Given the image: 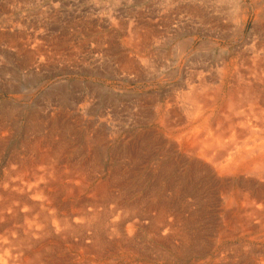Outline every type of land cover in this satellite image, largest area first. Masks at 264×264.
Listing matches in <instances>:
<instances>
[{
	"label": "bare ground",
	"instance_id": "6f19581e",
	"mask_svg": "<svg viewBox=\"0 0 264 264\" xmlns=\"http://www.w3.org/2000/svg\"><path fill=\"white\" fill-rule=\"evenodd\" d=\"M175 1H169V5H175L174 14L178 16L173 23L177 28L171 34L166 32L171 36L157 31L156 18L140 25V15L137 19L131 17L129 29L126 27L124 41L132 46L133 54L126 52L123 45L111 43L114 34L110 29L100 31L97 44L102 43L100 53L102 48L108 49V53L103 52L114 64L108 69L113 75L111 79L129 83L156 79L162 86L176 78L182 92L171 97L151 94L135 101H131V94L123 93L130 104L116 105L117 91L99 87L98 93L91 92L89 100L86 97L80 106L66 103L63 111L49 109L46 116L51 121L65 118L90 131L91 136L84 139L86 145L80 149L83 158L76 162L71 160V151H67L65 144L61 148L59 143L42 139L38 135L39 118L29 115L33 122L32 138L19 140L23 148L15 154L21 157L13 154L9 158L12 166L8 174L14 180L9 177L5 188L0 189V264H138L136 258L148 249L159 252L157 259L161 262L169 259L177 264H264V0H257L254 19L247 15L248 8L243 9L237 2L233 18L225 17L226 22L234 24L233 28L220 18L224 13L217 10L213 0ZM109 19L106 27L116 25ZM248 19L251 27L246 32ZM186 26L191 27L185 35L187 39L171 51L176 58L173 63L170 55L156 52L162 43L159 39L164 37L171 43L180 37L179 28ZM203 33L209 37V46L215 47L217 40H224L233 45L239 43L244 51L236 46L234 58L213 64V71L204 62L195 69L191 66L192 71L185 70L183 66L197 39L194 37ZM204 45L207 43L197 49L204 50ZM149 46L155 50L147 51ZM38 51L31 53V57ZM108 95L113 106L106 107L102 101L105 104ZM94 97L99 101L91 109L88 104ZM12 99L9 109L0 110V150L11 136L10 131L18 135L22 128H27L17 126L16 117L21 114L16 110L20 105L15 102L26 97ZM107 152L114 154H110L109 168L105 175H97L102 174L100 159L105 160ZM150 263L147 258L143 261Z\"/></svg>",
	"mask_w": 264,
	"mask_h": 264
},
{
	"label": "rangeland",
	"instance_id": "374dc122",
	"mask_svg": "<svg viewBox=\"0 0 264 264\" xmlns=\"http://www.w3.org/2000/svg\"><path fill=\"white\" fill-rule=\"evenodd\" d=\"M11 1H14V2H11ZM17 1L18 0H0V106H1L0 110L4 111L5 109L6 110L9 109L8 106H11L12 101H14L12 99V97L14 99L16 97H21V96H22V98L26 97V99H24V100L21 99V101H15V102L18 105H20L18 107V109H16V110H19L18 112H20V114H21L19 118H18V116L16 117L17 126L22 128V127H24L26 125L27 128L26 129L22 128L21 134H18V135L16 134L15 131H13V130L10 131L12 133L11 136L8 137V139H6L4 141L5 144L3 145V147L0 150V157H1L0 158V189H4L5 188V186L7 184V182H5V181L9 177H10V180H14V178L11 177L8 174V170L12 166V163L9 161V158L11 157L10 155H13L15 153H19L21 151V149L23 148V147L20 146L19 140H25L26 141V139L32 138V136H31L32 133H30L31 132L30 127L33 125V122L31 120L29 121V119H28L29 115H32V116L34 115V116H36V118H39V120L37 119V122H38L37 126H39L38 135L40 137H42V139H47V140L53 141L54 143H59V147H61V148H62V146L63 147L66 146L65 148L67 149V151H69V152L71 151L72 152V153L70 152V154H69V156L71 157V160L72 161L74 160L73 162H76V161H79V160H81L83 158V156L81 157L82 153L80 152V149L82 147H84V145H86L84 143V139L86 137L91 136L90 131L84 129V126L79 125L78 123L72 122V120H71L70 123L67 122V120L65 118H57L58 120L56 119L54 121H51V118L49 116H46V115H48L46 112H48L49 109L55 110L56 108H59V109H62V111H63V109L67 107L66 103L68 104V106L71 103L80 106L83 102H85L84 99L86 97H87V100H89L88 95H90L92 93H94V95H96V93H98V90H99L98 88L99 87H106L109 90H113V92L117 91L114 94L115 96H119V97H117L115 99L116 105H119L120 102L122 104H124L125 102L127 104H130V103L127 102V101H130V99H131V101H135L136 98H138V99L139 98H145L147 96H152V95H157V94H158L157 96H160V97H166V96H170L171 97L173 95L176 96V94L180 93L179 91L182 92V90L177 86L179 83L176 80V78H172L171 81H169V82L167 81L166 83L162 84V86L160 85L161 83L159 82V80L156 81V79H154V81L153 80L145 81V82L141 81L140 83L136 82V81L135 82H130V83L129 82H118L116 80L111 79L113 75H111V71H109L108 69L111 70L110 66H112V68H113L114 64H112L110 61H108L107 58H106L107 56H105V54H104V52L106 53V50H107V53H108V49L104 48L105 49L104 50L102 48V52L100 53V49L99 48L101 47L102 43L99 42V44H97L98 40L101 38L100 37L101 32L103 30L110 29L113 32L114 38H115V39L114 38L111 39V43H113L114 45L116 43L119 44V45H123L122 47L125 49L126 52H132V54H133L135 51L133 50V48H131L132 46L127 45L124 40H126V38H127L126 37L127 36V32L126 31H127V29H129L128 28L129 27V24H128L129 21L128 20H131V17H135V16H136V19H137V17L140 16V15H143V19L140 22V25H147L148 21H151V20L153 21V19L156 18V20H157L156 25L158 26L157 31L160 32V34H165L166 32H168V34H171L170 32L175 30V28H177V25L173 24V23L176 22L178 16L176 14H174L175 5H173V6L169 5V1L170 0H158V1H156V0H152V1L151 0H149V1L148 0L147 1L146 0H132V1L131 0H97V1L96 0H85V1L84 0H78V1L77 0H75V1L74 0H60V2H59V0H45V1L42 0V2H41V0H33V1L32 0H19L18 2ZM49 1H50V3H49ZM66 1L68 3H66ZM141 1H143L144 4ZM177 1L178 0H176L175 3H177ZM213 1L216 4L217 10L220 8L218 11H221V14L224 13L220 18H224L223 22L227 23L228 26H230V28H233L234 24L232 22H226L225 17H227L228 20L230 19V17H231V19L233 18L232 15L235 13V10H233V7L234 6L238 7L237 2L241 3L240 5H243V7H242L243 9H247L248 8L246 12H247V15L249 16V18H251V19H254L252 13L255 12L256 4H257V7L259 6L258 5L259 2L257 0H255V1L254 0H243V2H242V0H227V1L226 0H217V1L213 0ZM51 2H52V5H51ZM120 2H122L123 4L120 3ZM130 2H131V4H130ZM160 2L161 3L163 2V4H161ZM165 2H166V6H165ZM30 3H31V5H30ZM69 3L71 4V6H70ZM78 3H79V5H77ZM46 4H48V6ZM149 4H150V6H149ZM154 4H156V5H154ZM42 5L44 7H41ZM53 5H55V6L53 7ZM127 5L129 7H127ZM162 5H164V6H162ZM167 5H168V8H167ZM222 5L223 6L225 5V6L223 7ZM93 6L96 8V10H94L95 8ZM17 7H20V8L18 9ZM57 7H59V9ZM124 7L125 8L127 7V8L125 9ZM143 7H145V8H143ZM158 7L161 8L160 11H158L159 10ZM162 7H164V8H162ZM171 7H172V10H171ZM225 7H227V8H225ZM45 8H47V9H45ZM73 8H76V9H73ZM85 8H86V10H85ZM107 8H109V9L106 11L105 9H107ZM80 9H82V10H80ZM151 9H152V11H151ZM41 10H43L44 12L41 11ZM46 10H48V11H46ZM102 10L104 12H106V13H104V12L102 13ZM124 10H125V12H124ZM89 11L92 14L89 13ZM95 11H96V13H98L100 11L101 15L99 13L96 14ZM164 11L168 13V14L166 13L168 16L164 13ZM40 12H41V14H40ZM68 12L71 13V14H68ZM85 12H87V13H85ZM155 13H157V14H155ZM76 14H78L79 16L78 15L76 16ZM122 14H124V15L122 16ZM170 14H171V16H170ZM70 15H71V17H70ZM95 15H97V16H95ZM111 15H112V17H111ZM164 15H166V16H164ZM103 16H104V18H103ZM81 17H82V19H81ZM96 18H97V20H96ZM105 18L108 19V20H110L109 18H111L112 21L116 23V25H114V26L110 25L109 26L110 28L106 27L105 25H107V23L109 21L106 20ZM113 18H116V20L113 19ZM120 18H121V20L122 19L123 20L120 21ZM64 19H65V21H64ZM171 19H173V20L175 19V20L172 22ZM24 20H26V21H24ZM61 20H62V22H61ZM69 20H70V22H69ZM117 20L119 22H117ZM248 20H249V22H248V24L246 26V27H248V28H246V32L251 27V20L250 19H248ZM21 22H22V24H21ZM160 22H162V23H160ZM62 23H64L65 25L62 24ZM101 23H104V26ZM117 23H118V25H117ZM19 24H21V25H19ZM98 24H100V25H98ZM162 24L163 25L165 24L168 27H166L165 25L163 27V26H161ZM57 25H60V26H57ZM92 25H94L95 27L92 26ZM159 25L161 27H159ZM184 25H186V24H184ZM99 26H101L103 28H100ZM82 27H83V29H82ZM105 27H106V29H105ZM122 27H124V29ZM126 27H127V29H126ZM18 28H20V30ZM118 28L120 30H118ZM121 28L123 29L122 30L123 32L121 31ZM190 28L191 27H189V26L179 28V30H181L180 31V37H178L177 40H174L171 43H168V41L164 37H162V38L164 40H166V41H164L163 39L162 40L159 39L158 41L159 42L161 41L162 43L158 44V47L156 48L158 51L156 50V52L157 53L159 52L158 53L159 55H162L164 53L168 54V56L170 55L169 57H172L170 59L172 60V63H173V61H175L176 58H175V56L171 55V51H173V48L175 47V45L177 43L183 41V39L184 40L187 39V36L185 37V35L188 33L187 31ZM46 29H47V31H46ZM56 29H57V31H56ZM21 30H23V31H21ZM92 30H94V31H92ZM9 31H11L13 33L9 32ZM24 31H26V32H24ZM80 31H81V33H80ZM63 32H64V35L62 34ZM88 32H89L90 35L88 34ZM95 32H97V33H95ZM39 34H40V36H39ZM203 34L205 35V33H203ZM203 34L194 37L195 39L197 38L196 39L197 42L195 41V44L191 47V49H192L191 51L192 52L187 57V61H186L187 63L185 62V65L183 66L185 68V70L188 69L189 71H192L191 70V66H192V69H195V68L199 67L200 62H201V64H202V62H204V64H206V66H208L209 68L212 66L211 69L213 71L214 70L213 66L216 63H219L223 59H225V61H230L231 59H233L234 56H235L234 53L236 52V48L237 47H238L237 49H240V50L243 49V47H241L239 45V43H236L235 45H233L232 43H229V42L224 41V40H222V41H218L217 40L216 43H215V47L209 46L210 45V44H208V43H210V42H208L209 37H208V35L204 36ZM8 35L11 38L7 37ZM54 35H55V37H54ZM74 35L76 37H74ZM17 36H18V39H17ZM70 36H72V37H70ZM117 36H119V38ZM159 36L160 35L156 36L157 39L160 38ZM168 36H171V35H168ZM4 37H6V38H4ZM37 37H38V39H36ZM89 37H90V39H89ZM23 38H25V39H23ZM55 38H56V41H55ZM57 38H59L58 41H57ZM27 39H28V41H27ZM44 39H47V40H44ZM48 39H50L52 41L47 42V41H49ZM60 39H61V44H60ZM6 40H10V41H6ZM42 40H43V42H42ZM5 41L9 42V44L6 43ZM4 42L6 44H4ZM31 42H32V44H31ZM204 42L207 43V45H204L205 49L204 50H198L197 48H199L200 45L202 46V44ZM9 45H11V46H9ZM17 45H19V46H17ZM58 45H61V46H58ZM103 45H104V47H106V44H103ZM222 45H224V46H222ZM216 46H217V48H216ZM41 47H42V49H41ZM33 48H35V49H33ZM55 48H57V49L55 50ZM61 48H63V49L61 50ZM159 48H160V50H159ZM36 49H38V50L40 49L39 50L40 52L38 50H36ZM129 49L131 51H129ZM150 49H151V51L155 50L154 47L149 46L147 51L150 50ZM51 50H52V52H50ZM5 51H6V53H5ZM36 51H38V53L40 55L38 53H34V56L31 57V53L36 52ZM90 51H91V53L88 54V52H90ZM193 51L195 53H193ZM237 51L239 52V50H237ZM243 51H244V49H243ZM22 52H23V54L25 52V54H24L25 56L22 54ZM156 52H155V54H157ZM50 53H51V55H50ZM57 53H59V54H57ZM93 53H95V54H93ZM35 54H37V55H35ZM98 54L99 55L101 54V55L99 56ZM110 55L108 54V56H110ZM36 56L37 57L40 56V57L37 59ZM86 57H88V60H86ZM99 57H101V58H99ZM222 57H225V58H222ZM30 58H34L33 59L34 61H32V59H30ZM35 58H36V60H35ZM46 58H47V61H46ZM62 59H64V60H62ZM69 59H70V61H69ZM100 59H101V61H100ZM102 60H104V61H102ZM171 60L168 59V63H170ZM192 60H194V61H192ZM18 62H20V63L18 64ZM31 62H33L34 65H33V63L31 65ZM38 62L40 64H38ZM76 62H77V64H76ZM80 62L83 63V64H81ZM88 62H90V63H88ZM44 63H46V64H44ZM47 64H48V66H47ZM54 64H57V65H54ZM188 64L190 66H187ZM42 65H43V67H42ZM32 66H34V67H32ZM94 67L95 68L98 67V68L95 69ZM39 69H41V70H39ZM170 69H171V67H170ZM212 71H211V74L213 73ZM75 72H77V73H75ZM97 72H99V73H97ZM169 72L167 71V73H169ZM94 73H96V74H94ZM101 77H103V78H101ZM159 78H162V77L160 76ZM110 82H112V83H110ZM149 82H150V85H148ZM106 84H107V86H106ZM168 84H169V86H168ZM119 87H121V89ZM141 88H143V89H141ZM158 88H159V90H158ZM177 88H178V92H177ZM136 89H137V91H136ZM132 91H134V92L131 93ZM143 91H145V92H143ZM58 92H59V94H58ZM123 93H128L129 95L131 94L129 96L130 99L128 100L129 97H125ZM160 94H162V95H160ZM54 97H56L55 100H53ZM108 98H109V95H108L107 99L105 100V104H104V100L102 101L103 106L104 105H106V107L113 106V105H111L108 102ZM43 100H44V102H43ZM51 100H52L53 103L51 102ZM98 101H99V98L94 97L92 99V103L91 104H88V101L86 103L89 105L90 108L92 107V108L95 109L97 104H98ZM16 103H15V105H16ZM41 104H42V106H41ZM124 105H126V104H124ZM43 108H44V110H43ZM23 110H24V112H23ZM41 112H42V114H41ZM49 112H50V110H49ZM40 114H41V116H40ZM21 117H23L24 119L21 118ZM89 118H92V117L90 116ZM29 122H30V124H29ZM47 122H48V124H47ZM52 122L54 123V125H51V124H53ZM66 125H67V128H66L67 130L64 128ZM72 128H74V129L72 130ZM50 130L52 131V134L49 136L48 135V131H50ZM86 131H88V132H86ZM44 133H46V134H44ZM59 133H60L61 136H59ZM80 133H81V137H79ZM76 136H78V137H76ZM81 138H83V139H81ZM77 139H79V140H77ZM69 143H71V144H69ZM79 143H80V145H79ZM64 144H65V146H64ZM68 144L70 145V147L72 149L68 146ZM107 151H109V150H107ZM110 154H113V153L109 152V154H108V152H107V154L105 155V160L100 159V167H102V168H100V170H101L102 174L97 173V175H102L103 176V175L106 174V172H107V170L109 168V164H107V163H109ZM15 155H18V154H15ZM18 156L21 157V155H18ZM103 161H105V162L102 163ZM10 163H11V165H10ZM103 168H105V169H103ZM73 180L76 183L78 182V179H73ZM63 186H64V183H63ZM148 254L149 255L151 254V255L147 256ZM159 254L160 253L157 252L156 250L152 251V250L148 249L146 253L142 252V254H140L141 257L140 258H136L135 262L138 263V264H141V263L143 264V261L146 260V258H147V261L149 263L152 260V262L150 264H163V263H165V264H177V262H175L174 260H172V262H171V260H169V259L164 260L163 262H161V260L157 259V256ZM141 260H143V261H141Z\"/></svg>",
	"mask_w": 264,
	"mask_h": 264
}]
</instances>
